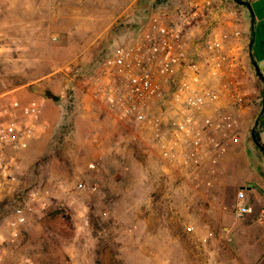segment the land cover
Listing matches in <instances>:
<instances>
[{
	"label": "rangeland",
	"instance_id": "obj_1",
	"mask_svg": "<svg viewBox=\"0 0 264 264\" xmlns=\"http://www.w3.org/2000/svg\"><path fill=\"white\" fill-rule=\"evenodd\" d=\"M144 6L0 0V94L40 106L34 137L12 153L16 188L0 200V264H223V237L198 239L170 208L176 178L152 131L89 95L96 63L134 37ZM255 8L264 15V1ZM253 53L264 60V19Z\"/></svg>",
	"mask_w": 264,
	"mask_h": 264
},
{
	"label": "built area",
	"instance_id": "obj_2",
	"mask_svg": "<svg viewBox=\"0 0 264 264\" xmlns=\"http://www.w3.org/2000/svg\"><path fill=\"white\" fill-rule=\"evenodd\" d=\"M213 5L214 0H199L173 15L151 16L139 33L117 44L96 63L92 81L88 82L91 98L100 101L113 116L152 131L164 161L191 163L194 158H201L194 148L206 147L207 174L215 173L226 141L239 134L223 113L205 121L200 118L209 103L240 102L235 84L196 88L205 70L221 69L223 57L204 54L195 61L184 46L185 32L205 19ZM212 38L207 44L215 51L218 40L216 36ZM175 69L182 73L180 79L188 78L185 71H189L190 83L178 81L174 77ZM39 113L36 101L22 103L8 93L0 94V200L11 196L16 188L12 153L34 137ZM77 187L85 188L82 183ZM243 198L244 193L237 192L234 214L239 218L252 214V208L243 203ZM24 220L17 215L12 228L17 230ZM257 264H264V254Z\"/></svg>",
	"mask_w": 264,
	"mask_h": 264
},
{
	"label": "crops",
	"instance_id": "obj_3",
	"mask_svg": "<svg viewBox=\"0 0 264 264\" xmlns=\"http://www.w3.org/2000/svg\"><path fill=\"white\" fill-rule=\"evenodd\" d=\"M195 1L199 0H145L146 6L134 7L133 11L144 10L149 19L158 14L173 15ZM262 1L214 0L211 13L183 37L185 50L195 61L204 54L223 57L221 69L205 70L196 88L235 84L240 98L237 104L224 100L220 104L209 103L201 112L203 121L223 113L239 133L237 138L226 141L214 174L206 173L209 165L207 148L203 146L194 148L201 153L200 159L169 163L176 178L170 208L195 221L197 231L193 233L198 234V239L223 237V264H257L264 254V131L258 133L260 147L251 137L262 106L258 100L264 99V60L257 59L253 53L258 23L264 19V15L258 16L255 5ZM147 22L130 31L135 36ZM212 36L218 40L215 51L207 44ZM185 73L190 78L189 71ZM174 75L178 81L190 83L188 78L180 79L182 73L177 69ZM15 98L22 103H38L31 93L18 94ZM239 191L244 193L243 203L252 208V214L240 218L234 214ZM222 226L223 232L215 230Z\"/></svg>",
	"mask_w": 264,
	"mask_h": 264
},
{
	"label": "trees",
	"instance_id": "obj_4",
	"mask_svg": "<svg viewBox=\"0 0 264 264\" xmlns=\"http://www.w3.org/2000/svg\"><path fill=\"white\" fill-rule=\"evenodd\" d=\"M135 15L136 16L134 18L136 20L135 21L136 24L134 23L132 25L133 29H135L138 25H141V27H142L143 24L148 20V17H149V15H147L146 11H144V10H140L139 13H136ZM261 104H262L261 110L256 117L255 124L253 126V130H252V134H251L253 143L258 147H260L259 139H258V133L260 131H264V99L261 100Z\"/></svg>",
	"mask_w": 264,
	"mask_h": 264
}]
</instances>
